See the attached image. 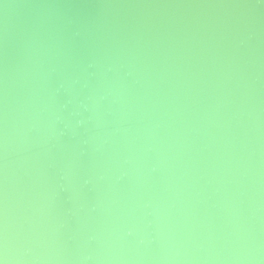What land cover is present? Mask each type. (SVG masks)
<instances>
[{"label": "water", "instance_id": "obj_1", "mask_svg": "<svg viewBox=\"0 0 264 264\" xmlns=\"http://www.w3.org/2000/svg\"><path fill=\"white\" fill-rule=\"evenodd\" d=\"M3 264H264V0H0Z\"/></svg>", "mask_w": 264, "mask_h": 264}, {"label": "snow or ice", "instance_id": "obj_2", "mask_svg": "<svg viewBox=\"0 0 264 264\" xmlns=\"http://www.w3.org/2000/svg\"><path fill=\"white\" fill-rule=\"evenodd\" d=\"M0 264H3V261L2 260H0Z\"/></svg>", "mask_w": 264, "mask_h": 264}]
</instances>
